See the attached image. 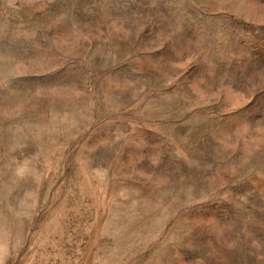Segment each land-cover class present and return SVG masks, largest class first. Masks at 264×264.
<instances>
[{
  "label": "rangeland",
  "instance_id": "obj_1",
  "mask_svg": "<svg viewBox=\"0 0 264 264\" xmlns=\"http://www.w3.org/2000/svg\"><path fill=\"white\" fill-rule=\"evenodd\" d=\"M0 264H264V0H0Z\"/></svg>",
  "mask_w": 264,
  "mask_h": 264
}]
</instances>
